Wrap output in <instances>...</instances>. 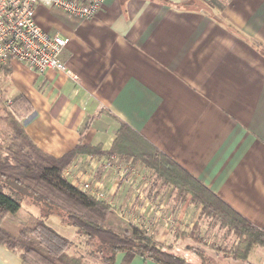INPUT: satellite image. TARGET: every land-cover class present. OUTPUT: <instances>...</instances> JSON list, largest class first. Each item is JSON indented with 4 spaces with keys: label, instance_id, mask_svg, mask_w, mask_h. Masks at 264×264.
<instances>
[{
    "label": "crops",
    "instance_id": "1",
    "mask_svg": "<svg viewBox=\"0 0 264 264\" xmlns=\"http://www.w3.org/2000/svg\"><path fill=\"white\" fill-rule=\"evenodd\" d=\"M35 21L65 41L61 60L76 79L10 61L0 88L7 100L29 102L20 123L44 154L100 148L76 155L62 174L103 194L114 228L133 224L171 245L170 254L200 264L178 245L199 217L191 196L179 201L142 162L108 153L124 125L264 230V0H104L90 20L37 6ZM233 238L222 231V242ZM263 251L253 249L245 263L264 264ZM125 259L118 253L114 264H156ZM0 264L21 260L0 245Z\"/></svg>",
    "mask_w": 264,
    "mask_h": 264
},
{
    "label": "trees",
    "instance_id": "2",
    "mask_svg": "<svg viewBox=\"0 0 264 264\" xmlns=\"http://www.w3.org/2000/svg\"><path fill=\"white\" fill-rule=\"evenodd\" d=\"M7 72L5 65L0 75L6 76ZM3 103L0 100L1 119L6 128L0 139V245L18 255L21 264H85L83 256L70 252L73 242L44 220L33 215L24 220L18 218L24 199L37 207L43 217L56 215L65 226L75 229L80 242L101 264H114L118 253L125 254L126 262L138 256L156 264H188L180 256L164 251L170 246L157 244L133 224L119 221L114 228L112 221L118 219L110 205L81 191L63 176V169L76 155L102 154L99 147L77 145L59 158L46 155L32 143L20 123L32 111L29 102L16 96L5 100L6 106ZM127 130L120 125L108 153L142 162L162 187H174L179 201L189 194L191 202L200 208L193 234L198 231L199 219L213 221L219 230L235 238V243L225 250L233 261L246 262L253 249L264 248V230L252 226L158 150ZM183 249L196 256L200 264H210L198 250L189 246Z\"/></svg>",
    "mask_w": 264,
    "mask_h": 264
},
{
    "label": "built area",
    "instance_id": "3",
    "mask_svg": "<svg viewBox=\"0 0 264 264\" xmlns=\"http://www.w3.org/2000/svg\"><path fill=\"white\" fill-rule=\"evenodd\" d=\"M103 3L104 0H0V72L10 61H18L37 74L54 70L76 79L61 60L65 41L38 26L35 8L44 6L68 17L90 20ZM76 187L96 200H103V194L90 184L78 182Z\"/></svg>",
    "mask_w": 264,
    "mask_h": 264
},
{
    "label": "rangeland",
    "instance_id": "4",
    "mask_svg": "<svg viewBox=\"0 0 264 264\" xmlns=\"http://www.w3.org/2000/svg\"><path fill=\"white\" fill-rule=\"evenodd\" d=\"M3 89L4 87L0 88L1 90L0 100L2 101V103L4 102L3 104L4 106H6L5 100H7L8 98H7L6 91L5 90L3 91ZM2 116H3L2 108L0 107V139L4 136V132L6 131L5 124L3 120L1 119ZM17 215H18V218L22 220H24L28 215H33L34 217L44 220L48 226L55 228L59 233H64V235L68 239L73 241L74 246L70 249V252L72 254L83 256L85 264H101L95 257L89 254L90 252L89 248L83 246V244L80 241L78 242L79 236L76 237L72 233V232L76 233L75 229L65 226L58 216L52 214L47 217H43L40 213V210L34 205H32L30 201L27 199H24L21 201V208L19 212L17 213ZM207 220H209L210 222H213L210 219L202 218L201 222L198 225V231L193 234L191 232L192 231L191 229L189 232L183 234L182 237H180L181 239L178 245H180V248L182 249L185 246H189L195 250H198L208 259L210 264H227L222 259L227 257L225 254L226 253L225 250L226 248H229L232 246V244L230 243L231 241L227 239L225 243L222 242V231L223 230H219L217 226L215 227L213 225L212 226L210 225L208 227L203 226L204 221L208 222ZM194 235H196V238L194 237ZM168 246H170L171 249L173 248L171 245H168ZM171 249L164 248V251L169 253ZM263 253L261 252V254L264 256ZM227 258H230V257H227ZM238 264H246V263L241 262ZM254 264H262V263L255 262Z\"/></svg>",
    "mask_w": 264,
    "mask_h": 264
}]
</instances>
